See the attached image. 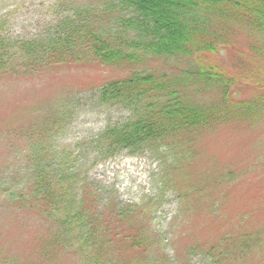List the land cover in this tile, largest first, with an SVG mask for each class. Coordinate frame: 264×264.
Returning a JSON list of instances; mask_svg holds the SVG:
<instances>
[{
    "label": "rangeland",
    "instance_id": "374dc122",
    "mask_svg": "<svg viewBox=\"0 0 264 264\" xmlns=\"http://www.w3.org/2000/svg\"><path fill=\"white\" fill-rule=\"evenodd\" d=\"M108 4L115 7L114 0H0V58L12 60L15 64L17 58L24 60L25 53L17 55L15 50L8 47L35 39H48L54 34L49 32L65 26L64 20L73 16H96L101 28L106 31L113 28L114 22H120L118 19L123 21L130 17L127 13L123 15L115 9L102 7ZM230 27L233 29L229 30ZM202 35L207 36L209 43L212 42L209 38L216 39L215 46H221V40L233 45L222 49L209 62L217 63L218 68L243 79L238 87L248 89L250 81L244 78L249 76L252 69V80L255 73L253 63L258 65L264 59V33L251 31L237 20L236 24L218 23L217 27H206ZM86 61L81 60L80 65H75L74 68H78L76 71L72 70L73 66L59 68L62 66L59 65L44 75L17 72L9 76L2 75L6 71L0 72V264H88L86 254L83 255L84 260L73 253L80 250L78 234L72 232L75 226L71 224V228L68 221L60 219L64 218L66 212L69 217L77 211V207H73L77 200L74 188L72 201L66 200L68 205L62 206L63 211L58 209L53 212L52 208L50 212L46 206V211L35 215L31 207L15 201L16 196L25 194L28 189L27 183L31 177L27 171L33 168H48L46 174L49 178L44 176V179L47 178L45 181L58 180L62 172L71 173L74 170V176L80 179L78 182L82 186L89 185L97 193L94 202L97 211L105 209V206L110 209L114 206L118 210L139 200L143 204L146 201L153 204L155 209L151 214V226L158 232L150 235L153 238L152 255L146 264H151L158 257V252L153 253L155 245L166 253L168 258L165 260L170 264H211L200 253L188 251L191 240L185 239V233L199 237L202 246L206 243L218 245L222 237L229 234L264 227V219L247 212L238 200L242 199L239 194L244 196L238 192L241 187L238 184L246 176V163H250L254 169L249 177L252 178L251 182H260L259 186L264 184V114L258 120L237 119L202 134L203 140L195 149L197 161L192 164L188 174H192V182L196 176L205 180L201 194H206L208 199L204 200L201 212L193 210L195 201H190L184 207L187 211L177 216L178 202L172 191L166 190L156 200L152 197L159 184L160 165L151 154H132L116 148L107 153L98 142L100 134L107 127L127 121L129 110L123 105H102L98 92L89 89L99 84L100 80L102 83L114 77H123L127 71L105 69L104 73H99L93 64ZM142 66L159 73L172 72L177 75L186 71L194 74L198 69L194 59L185 55L176 58L149 57ZM61 84L64 90H61ZM71 85L81 87V93L62 96L70 100L71 105L65 109L60 119L62 122L57 123L59 127L54 130L50 143H41L43 151L38 156V149L27 139L31 137L30 130L57 104L61 92L68 91L67 87ZM214 92L207 98L215 97ZM236 94L241 99L246 93ZM262 103L264 100L259 104ZM33 136L36 138V135ZM236 167H241L237 171L238 181L235 184L230 182L226 187L228 190L221 192V186H215V180H219L223 172L233 171ZM74 179H66L65 182L71 185ZM246 186L250 187L251 195L255 184ZM15 192L16 195L12 196ZM223 196L226 198L220 206L217 200ZM194 197L196 201L202 200L200 195ZM91 211L93 209L88 208L87 222L92 220ZM110 211L112 209L106 210V220L115 214ZM119 226L121 230L123 226ZM183 226L186 227L185 232ZM116 231L117 234H113L119 237L120 231ZM118 240H114L112 251L105 248L101 251L103 258L108 256L116 264H145V257L140 254L135 256L133 250L116 243ZM257 255L262 257L258 264H264V238Z\"/></svg>",
    "mask_w": 264,
    "mask_h": 264
},
{
    "label": "trees",
    "instance_id": "16d2710c",
    "mask_svg": "<svg viewBox=\"0 0 264 264\" xmlns=\"http://www.w3.org/2000/svg\"><path fill=\"white\" fill-rule=\"evenodd\" d=\"M109 5L102 7L115 9L123 15L127 13L130 17L123 21L118 19L120 22H114L110 31L101 28L96 16L67 18L64 20L65 26L49 32L54 34L48 39L9 46L17 55L25 53L26 58H17L16 64L12 60L0 58V72L6 71L2 75L9 76L17 72L44 75L59 65H62L59 68L73 66L72 70L76 71L78 68L74 66L80 65L81 60L93 64L99 73H104L105 69L127 71L123 77H114L102 83L100 80L99 84L89 89L98 92L102 105H123L129 110L127 121L107 127L100 134L98 142L107 153L116 148L132 154H151L160 165L159 184L152 197L156 200L169 190L178 202L177 216L187 211L184 207L190 201H195L193 210L201 212L204 200L208 199L206 194H201L205 180L196 176L192 182V174H188V170L197 161L195 149L203 140L202 134L237 119L258 120L264 114V103L259 104L264 100V59L258 65L253 63L255 73L252 80V69L249 76L244 78L250 81L249 88L238 87L243 79L218 68L217 63L209 62L221 48L233 45L221 40L222 45L215 46L216 39L209 38L212 41L209 43L202 31L212 25L217 27L218 23L236 24L239 20L251 31L264 33V0H114L115 7ZM181 55L194 59L198 65L194 74L188 71L178 75L172 72L159 73L142 66L149 57L176 58ZM61 87L64 90L62 84ZM81 89L78 85H71L67 87L68 91L55 93L60 94L61 99L30 130L31 137L27 139L38 149V156L43 151L41 143H50L54 130L59 127L57 123L62 122L60 119L65 109L69 108L70 100L62 96L81 93ZM213 91L215 97L207 98ZM239 92L246 94L239 99L236 97ZM31 154L34 155L33 152ZM246 165V176L238 184L241 186L238 192H242L245 197L238 193L242 197L238 200L247 212L264 219V184L259 186L260 182H251L252 178L249 177L253 175L251 170L254 169L250 163ZM241 167L223 172L220 179L215 180L217 185H214L221 186V192L228 190L226 187L230 182L235 184L238 181L237 171ZM27 172L31 177L27 183L28 189L25 194L16 196L15 201L31 207L35 215L46 211V206L50 212L52 208L53 212L58 209L63 211L62 206L68 205L67 199L72 201L71 193L75 189L77 200L73 207H77V211L69 217L68 212H64V218L60 219L75 226L71 228L72 232L78 234L76 237L80 242V250H74L73 253L80 259L85 260L83 255L86 254L88 264H116L108 256L103 258L101 251L104 248L112 251L114 240L119 239L116 243L133 250L135 256L140 254L145 257V264L149 262L153 240L150 235L158 232L151 226V214L155 209L153 204L147 201L143 204L139 200L118 210L113 206L110 212L115 214L106 220V210L111 209L106 206L99 211L95 209L97 193L89 185L82 186L78 182L80 179L74 176V170L71 173L62 172V179H48V183H45L48 181L45 179L49 178L46 174L48 168H33ZM44 176L47 178L44 179ZM66 179H74L72 186L65 182ZM250 183L255 184L251 195L250 187L246 186ZM67 185L70 187L67 188ZM15 195L16 192L12 194ZM196 195L202 196V200L196 201ZM225 198L223 196L217 200L220 206ZM88 208L93 211L92 220L87 222ZM119 224L123 226L121 230ZM116 229L120 231L119 237L115 236ZM183 230L185 232V226ZM185 234V239L191 240L188 251L200 253L211 264H258L257 261L262 259L257 252L261 251L264 227L229 234L228 237H222L218 245L206 243L202 246L199 237ZM172 240L175 241V238ZM85 248H88L87 251H83ZM159 249L161 247L156 248L155 245L153 253L158 252V257L151 264H170L165 260L168 258L166 253Z\"/></svg>",
    "mask_w": 264,
    "mask_h": 264
}]
</instances>
